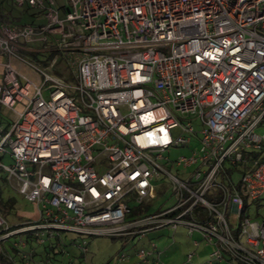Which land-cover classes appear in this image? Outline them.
Returning <instances> with one entry per match:
<instances>
[{
  "label": "built area",
  "instance_id": "obj_1",
  "mask_svg": "<svg viewBox=\"0 0 264 264\" xmlns=\"http://www.w3.org/2000/svg\"><path fill=\"white\" fill-rule=\"evenodd\" d=\"M15 2L44 21L0 20V106L16 116L0 128V171L40 219L14 228L0 212V264H16L7 243L33 259L32 241L66 244L68 232L86 263L87 237L161 228L199 234L207 264H264V0ZM24 44L53 46L50 64L24 59ZM194 141L190 156L168 154ZM238 162L240 189L226 167ZM133 203L149 212L132 218ZM157 244L136 264H164Z\"/></svg>",
  "mask_w": 264,
  "mask_h": 264
},
{
  "label": "rangeland",
  "instance_id": "obj_2",
  "mask_svg": "<svg viewBox=\"0 0 264 264\" xmlns=\"http://www.w3.org/2000/svg\"><path fill=\"white\" fill-rule=\"evenodd\" d=\"M0 4H2L6 8V12H9L10 9L13 7L21 11L23 10L24 6H19L15 2V0H0ZM28 17L24 19V21H32L29 19V15L24 16ZM36 21L35 26L38 24H42L44 19L42 17L37 16V18H33ZM13 24V23H12ZM19 24V23H15ZM46 44L43 43V45ZM26 47V51H21V56L25 59L30 60L36 66L45 67L50 64V62H41L36 60L30 52L33 53H41L39 56L42 59H46L50 54L55 51L53 46L51 48H47L42 46L41 44L38 45H30L24 44ZM33 46V47H32ZM45 47V51H35L34 49H39ZM18 70L22 74H26L32 79H34L36 84L41 82L42 76L38 75L32 65L25 63L21 64L20 61H15ZM68 66V61L65 60L63 57H59V62L57 64L56 72L61 73V70ZM73 78V77H72ZM45 97L49 96V91H45ZM21 110H23L22 106H18ZM16 116L10 109L6 106H0V128H5L7 125L12 126ZM257 134L263 135L264 127H260L256 130ZM198 146L197 142H193L190 147H181L180 149H171L169 150L168 154L173 158L181 157V155H191L192 150H194ZM258 153H251L249 158L251 159L253 156H257ZM6 164H13V158L9 154L5 157ZM226 167L229 171H232L230 174L233 175V179L235 182H238L240 179V173L243 170L247 169V165L242 162H238L237 165L231 166L227 164ZM4 190L3 198L4 200L15 199L16 205L14 208L9 210V214L6 217L9 219V223L12 227H17L21 224H31V222L38 221L40 219V213L37 210V203L33 201H29L25 199L18 190L13 189L7 179L6 173L3 170L0 171V189ZM165 194V193H163ZM168 196H164L155 200L153 203H149L148 206L151 209L150 211L156 212L160 206L169 204L172 202V199L167 200ZM133 203V207H134ZM145 208V206H143ZM254 210H251L250 217L253 218ZM67 237L66 244H58V242L52 240V242H48L46 245L36 244L37 249L35 257L30 259L31 257L28 256L29 259L23 258V255L17 256L16 264H136L140 262V258L137 254L138 251L143 249V247H148L153 243H158V247L161 251H163V256L161 258L162 263L164 264H207L208 258L211 254V247L205 246V242L199 244L197 249L193 247V241L201 239V236L195 234L194 237H190L186 234V231L183 228L178 230L172 229H156V231H149L143 240L139 239H124V237H115L110 238L109 236H101L95 237L90 236L87 237L89 247H88V261L84 263L85 259L82 258V253L79 251L78 246L75 244H71V240L74 237L72 234L66 233ZM7 247H10V243L6 244ZM48 246V247H47ZM56 247L54 250L49 248ZM194 251L197 252L198 256L194 257L190 261L186 260V257L189 253H193ZM50 252L51 254H49ZM128 256L125 260L121 259V255ZM52 256L50 258L49 256ZM24 259L25 261H23Z\"/></svg>",
  "mask_w": 264,
  "mask_h": 264
},
{
  "label": "trees",
  "instance_id": "obj_3",
  "mask_svg": "<svg viewBox=\"0 0 264 264\" xmlns=\"http://www.w3.org/2000/svg\"><path fill=\"white\" fill-rule=\"evenodd\" d=\"M58 3H60V7L61 8H64V3H63V0H58ZM6 8L0 4V20L2 21H5L6 23H19V25H23L25 23H32V25H35L36 24V21L32 19V17L35 19L37 18L38 16V13H40L37 9H33L32 6L30 5H26L24 6L23 10L21 11H18L16 10L14 7L12 9L9 10V12H6ZM26 15H29V19H31L32 21L28 22V21H24V19H27L28 17H25ZM26 51V50H24ZM23 51V52H24ZM32 54V56L36 59V60H39L41 62H50L52 61V58L54 56L55 53H52L50 54L46 59H42L39 55L41 53H33V52H30ZM47 62V63H48ZM11 126L7 125L4 130L5 131H10ZM243 172V171H242ZM240 182L238 180L237 182V188L240 189ZM3 194H4V190L3 188L0 189V212L2 214H6L8 215L9 214V210L14 208V205H16V201L15 199H9L8 201L7 200H4L3 198ZM242 194L244 195V201H245V207H244V210H243V214H245V212L247 211L248 209V204H247V198L245 196V193L242 192ZM133 211H132V214L130 215L132 218H141L142 216H144L145 214H147L149 212V209L145 206V208H143V206H140L138 208L136 207H133L132 208ZM246 210V211H245ZM241 214V216L243 215ZM20 226H23V224L21 225H18L17 227H20ZM17 227H14V228H17ZM48 247V246H47ZM31 248L34 249V254L36 255V251L35 249H37V246H36V243L34 241L31 242ZM56 247H52V248H49L51 250H54ZM8 252L13 255V258L15 259V261H17V256H19V253H18V250L12 245L10 244V248L7 249ZM49 254H51L50 252H48ZM23 257V256H22ZM35 257V256H34ZM50 258H52V256L50 255L49 256ZM2 258L5 260L6 257L2 256ZM24 258V257H23ZM82 258H84L83 254H82ZM23 261H25L24 259H22ZM67 264H71V263H67Z\"/></svg>",
  "mask_w": 264,
  "mask_h": 264
}]
</instances>
